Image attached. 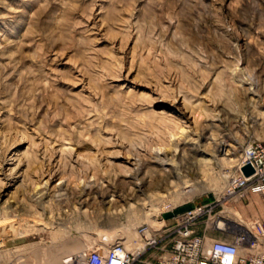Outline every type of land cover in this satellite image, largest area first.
I'll return each instance as SVG.
<instances>
[{
  "label": "rangeland",
  "instance_id": "1",
  "mask_svg": "<svg viewBox=\"0 0 264 264\" xmlns=\"http://www.w3.org/2000/svg\"><path fill=\"white\" fill-rule=\"evenodd\" d=\"M251 142L264 0H0V264L167 240L207 203L198 232L257 235L264 185L225 196Z\"/></svg>",
  "mask_w": 264,
  "mask_h": 264
},
{
  "label": "built area",
  "instance_id": "2",
  "mask_svg": "<svg viewBox=\"0 0 264 264\" xmlns=\"http://www.w3.org/2000/svg\"><path fill=\"white\" fill-rule=\"evenodd\" d=\"M245 164L253 168L249 176L240 170ZM263 185L264 142H251L237 165L236 175L226 185L225 196L243 197L249 189ZM215 206L207 203L184 210L165 234L167 240L150 233L148 226H141L139 233L144 241L141 252H128L122 242L115 241L109 246L64 257L56 264H264V221L256 225L260 237L251 231H247L248 235L246 232L230 235L218 223L215 226L218 237L208 238L206 233L197 231L198 220L209 218ZM148 249L158 252L151 258H139Z\"/></svg>",
  "mask_w": 264,
  "mask_h": 264
},
{
  "label": "bare ground",
  "instance_id": "3",
  "mask_svg": "<svg viewBox=\"0 0 264 264\" xmlns=\"http://www.w3.org/2000/svg\"><path fill=\"white\" fill-rule=\"evenodd\" d=\"M48 184V181L46 180L45 181V183H44V185L46 186ZM148 226H154L153 224H150L149 222H147L146 223ZM218 225L219 226H221V227H224V226H227V225H230L232 228H234L235 230H238V231H240V230H242L239 226H235V225H233L232 223H230V222H228V221H221V222H219L218 223ZM247 233V232H246ZM135 236V235H134ZM108 240V239H107ZM114 242L115 241H120V242H122L123 244H124V246H125V248H126V250L128 251V252H132V253H137L138 251L139 252H141V249L143 248V244H139V246H137V247H134L131 243H130V245H132V249L129 247V244H128V242L129 241H123V239H122V241H121V239H115V240H113ZM59 262V261H58Z\"/></svg>",
  "mask_w": 264,
  "mask_h": 264
},
{
  "label": "water",
  "instance_id": "4",
  "mask_svg": "<svg viewBox=\"0 0 264 264\" xmlns=\"http://www.w3.org/2000/svg\"><path fill=\"white\" fill-rule=\"evenodd\" d=\"M240 170L245 176H249L253 173V168L249 164L243 165Z\"/></svg>",
  "mask_w": 264,
  "mask_h": 264
},
{
  "label": "crops",
  "instance_id": "5",
  "mask_svg": "<svg viewBox=\"0 0 264 264\" xmlns=\"http://www.w3.org/2000/svg\"><path fill=\"white\" fill-rule=\"evenodd\" d=\"M228 210H230V209H228ZM230 211H231V210H230ZM237 226H238V225H237ZM222 228H223V227H222ZM245 230H246V229H245ZM247 233H249V232H247ZM247 233H246V235H248Z\"/></svg>",
  "mask_w": 264,
  "mask_h": 264
}]
</instances>
